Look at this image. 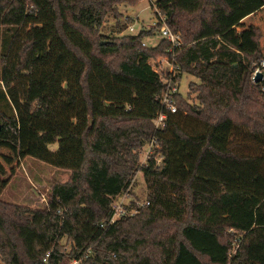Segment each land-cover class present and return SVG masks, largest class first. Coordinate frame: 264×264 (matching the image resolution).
<instances>
[{"label":"trees","instance_id":"obj_1","mask_svg":"<svg viewBox=\"0 0 264 264\" xmlns=\"http://www.w3.org/2000/svg\"><path fill=\"white\" fill-rule=\"evenodd\" d=\"M123 1L0 0V101L9 110L0 108V143L72 172L43 209L3 202L0 185L3 260L69 264L90 250L85 264H264V87L251 84L260 37L247 53L222 38L234 26L243 31L264 0H158L182 34L171 52L166 40L143 45L145 30L119 37L127 22L94 40ZM121 51L112 66L106 57ZM158 55L174 75L156 71ZM184 73L200 81L190 84L199 104L178 92L171 113L162 96ZM153 139L161 148L143 163ZM138 171L150 203L102 227Z\"/></svg>","mask_w":264,"mask_h":264},{"label":"rangeland","instance_id":"obj_2","mask_svg":"<svg viewBox=\"0 0 264 264\" xmlns=\"http://www.w3.org/2000/svg\"><path fill=\"white\" fill-rule=\"evenodd\" d=\"M157 21L158 17L155 9L151 6L149 0H140L138 3L128 0L116 4L113 11L109 12L105 17L103 24L97 30L92 31L91 34L95 41L99 39V34L116 36L115 30L118 26L127 22L128 28L118 34L119 37L128 34L135 35L141 30H145L148 36L143 39V42L146 43V47H151L156 46L161 40H164L159 27L156 26ZM240 25L243 31H238V28L235 26L233 30L230 29L232 31L226 32L222 38L228 41L234 48L247 53L254 48L255 36H259L260 49L264 60V8L254 16L241 22ZM132 26L134 31H130L129 29ZM6 32V28H0V43L6 36ZM105 42L103 41L102 43ZM125 54V52L121 51L113 56H107L106 59L112 66L116 67L125 58ZM150 63L163 78H167V74L172 69V65L162 55L154 56L150 60ZM253 64H256V68L259 65L258 62H254ZM1 69L0 65V72ZM255 69L252 73L251 84L255 86L254 89L263 90L264 85L260 84L263 81L260 82L255 79ZM191 82L200 83L199 79L195 76L184 73L180 79L178 88L189 104L194 106L199 104V100L197 98L198 93L191 90ZM2 87H4V84L0 80V88ZM2 104L3 102L0 101V108L9 113L6 106ZM4 116V113L0 114V124L3 122ZM57 147V143L50 145L52 150H56ZM141 158L144 159V153H142ZM71 173L70 170L54 167L33 157L21 158L17 148L9 144L0 143V185L3 189L1 200L9 205L31 209L45 208L53 187L56 184L68 182L71 178ZM129 194L126 199L127 203L134 200L142 204L147 200L148 189L142 171H138L135 175ZM167 225L170 232H174L178 230L180 223L168 220ZM66 241V239H63L62 243L70 248L71 244ZM3 251V249H0V264H7L2 258Z\"/></svg>","mask_w":264,"mask_h":264},{"label":"built area","instance_id":"obj_3","mask_svg":"<svg viewBox=\"0 0 264 264\" xmlns=\"http://www.w3.org/2000/svg\"><path fill=\"white\" fill-rule=\"evenodd\" d=\"M151 6L155 9V13L158 17V21L156 23V26L159 27V31L161 33V36L164 40L168 41L170 43V49L168 51H174L177 47H181L183 43V38L182 34L179 31L178 28L172 27L168 22H167V17L164 15L158 7V0H149ZM130 31H134L133 26L129 28ZM143 45L146 46V43L143 42ZM167 62L169 60L164 57ZM171 64V62H169ZM172 65V64H171ZM264 68V60L257 66L255 69L254 75H256L259 71L262 72V69ZM157 71V70H156ZM158 72V71H157ZM174 75V69L172 66V69L170 71ZM180 92L179 88L177 85H173L172 83H169L168 85V90L163 94L162 96V102L163 104L167 107V109L171 113L177 112L178 106H177V98L176 94ZM166 120H167V113L162 112L159 113L156 119L154 120V125L156 128L162 129L166 126ZM155 148H161L160 143L156 140L153 139L150 141V143L144 147L143 152L144 153V159L142 158V162L145 163L148 159V157L153 154V151ZM159 162L161 159L158 160ZM130 189L123 195H120L116 197L113 201L112 208H113V214L110 216V218L105 221L104 223H101L102 227L110 226L115 224L120 218L126 217V216H133L136 215L140 208L143 206L148 205L150 202L148 200L144 201L142 204L137 202V201H130L126 202V199L128 198L127 195L129 194ZM49 202V200H48ZM47 202V205H48ZM46 205V206H47ZM91 251L88 250L87 252L84 253L81 257H76L73 258L69 264H85L86 261L90 257ZM49 253L47 254L45 261L48 260Z\"/></svg>","mask_w":264,"mask_h":264},{"label":"water","instance_id":"obj_4","mask_svg":"<svg viewBox=\"0 0 264 264\" xmlns=\"http://www.w3.org/2000/svg\"><path fill=\"white\" fill-rule=\"evenodd\" d=\"M235 66H237V65H235ZM263 72H258L257 74H256V77H255V79H256V81H260L262 78H263Z\"/></svg>","mask_w":264,"mask_h":264},{"label":"crops","instance_id":"obj_5","mask_svg":"<svg viewBox=\"0 0 264 264\" xmlns=\"http://www.w3.org/2000/svg\"><path fill=\"white\" fill-rule=\"evenodd\" d=\"M264 8V7H263ZM263 8H261L260 10H259V12L263 9ZM258 13V12H257ZM254 16V15H253ZM250 17H252V16H249V17H247L246 19H249ZM245 19V18H244ZM243 19V20H244ZM235 27V26H234ZM232 30L234 29V28H231ZM232 30H230V31H232Z\"/></svg>","mask_w":264,"mask_h":264}]
</instances>
